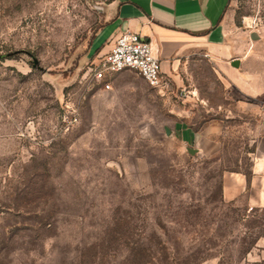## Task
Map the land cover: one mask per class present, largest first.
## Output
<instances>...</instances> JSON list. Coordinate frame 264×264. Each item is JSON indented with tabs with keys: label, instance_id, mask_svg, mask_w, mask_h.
Listing matches in <instances>:
<instances>
[{
	"label": "rangeland",
	"instance_id": "1",
	"mask_svg": "<svg viewBox=\"0 0 264 264\" xmlns=\"http://www.w3.org/2000/svg\"><path fill=\"white\" fill-rule=\"evenodd\" d=\"M101 4L0 0V264H264V207L223 192L249 134L232 125L204 156L166 130L222 104V80L194 56L160 88L131 69L98 79ZM227 16L264 56V0Z\"/></svg>",
	"mask_w": 264,
	"mask_h": 264
},
{
	"label": "crops",
	"instance_id": "2",
	"mask_svg": "<svg viewBox=\"0 0 264 264\" xmlns=\"http://www.w3.org/2000/svg\"><path fill=\"white\" fill-rule=\"evenodd\" d=\"M103 24L92 40L96 61L109 52L124 30L143 35L162 61L163 75L180 79V64L198 58L221 79L224 102L207 109L197 122L186 113L168 127L175 137L213 156L232 125L242 127L253 145L248 171L241 165L224 178V197L242 196L249 206L264 207V56L246 39L229 38L230 0H101ZM260 63V66L255 65ZM115 73V72H114ZM109 77H107L108 79ZM173 87V85H172Z\"/></svg>",
	"mask_w": 264,
	"mask_h": 264
},
{
	"label": "built area",
	"instance_id": "3",
	"mask_svg": "<svg viewBox=\"0 0 264 264\" xmlns=\"http://www.w3.org/2000/svg\"><path fill=\"white\" fill-rule=\"evenodd\" d=\"M126 69L137 71L153 87L163 85L161 59L143 35L131 30L120 33L109 52L94 64L95 75L101 80H106L109 73ZM106 86L111 87L110 83Z\"/></svg>",
	"mask_w": 264,
	"mask_h": 264
},
{
	"label": "water",
	"instance_id": "4",
	"mask_svg": "<svg viewBox=\"0 0 264 264\" xmlns=\"http://www.w3.org/2000/svg\"><path fill=\"white\" fill-rule=\"evenodd\" d=\"M253 37H254V38L257 37V36H256V33H253ZM34 66H37V67H40V68L43 69V67L40 66L39 60H38L37 58L34 59ZM166 130H167V133H168V134L171 133V131H170V129H169L168 127H166ZM189 151H190L191 153L194 154V153L197 152V149H195V148H189Z\"/></svg>",
	"mask_w": 264,
	"mask_h": 264
}]
</instances>
